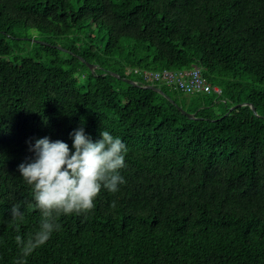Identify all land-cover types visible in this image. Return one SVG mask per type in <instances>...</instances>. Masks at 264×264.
<instances>
[{
    "label": "trees",
    "instance_id": "16d2710c",
    "mask_svg": "<svg viewBox=\"0 0 264 264\" xmlns=\"http://www.w3.org/2000/svg\"><path fill=\"white\" fill-rule=\"evenodd\" d=\"M91 23L100 45L79 37L66 59L23 38L51 42ZM193 66L221 94L154 84L170 100L121 79ZM243 102L259 116L229 111ZM81 127L94 142L102 130L122 139L125 183L91 212L61 216L27 264H264V0H0V264L39 226L18 171L30 145L72 149Z\"/></svg>",
    "mask_w": 264,
    "mask_h": 264
},
{
    "label": "clouds",
    "instance_id": "9594fccd",
    "mask_svg": "<svg viewBox=\"0 0 264 264\" xmlns=\"http://www.w3.org/2000/svg\"><path fill=\"white\" fill-rule=\"evenodd\" d=\"M72 135L74 151L63 141L40 138L30 145L34 153L31 162L18 166L41 216L37 230L26 238L19 234L15 237L20 251L14 264H27V258L59 230L61 216L91 212L102 190L114 194L125 183L120 170L125 167L127 147L121 138L102 130L101 138L94 142L83 127ZM12 218L24 219L19 205L12 207Z\"/></svg>",
    "mask_w": 264,
    "mask_h": 264
},
{
    "label": "built area",
    "instance_id": "2783aa9c",
    "mask_svg": "<svg viewBox=\"0 0 264 264\" xmlns=\"http://www.w3.org/2000/svg\"><path fill=\"white\" fill-rule=\"evenodd\" d=\"M138 76L137 83L142 86L154 85L156 82L163 83L173 89L181 90L185 93H215L221 94V87L210 83L202 74L201 68L193 66L190 69H162L150 70L136 67L128 69Z\"/></svg>",
    "mask_w": 264,
    "mask_h": 264
},
{
    "label": "rangeland",
    "instance_id": "374dc122",
    "mask_svg": "<svg viewBox=\"0 0 264 264\" xmlns=\"http://www.w3.org/2000/svg\"><path fill=\"white\" fill-rule=\"evenodd\" d=\"M104 30L98 28L97 26L93 25V23L91 24H87L85 25V27L81 30L80 33H74L70 36H67L65 38H50L49 41L53 42H47L44 41L42 39V37L37 34L34 30L31 31H25V35H23L24 39H28L30 42H44L46 44H49L51 46L57 47L59 50V52H57L58 56L61 58H69V55L64 53V52H68V49L66 47H71V46H78L80 45V43L78 42V38L85 36V35H91L93 36L94 42H93V46L96 48L100 45V42L98 40V38L101 36V34H103ZM73 42V43H72ZM162 83L160 82H156L155 85L160 86Z\"/></svg>",
    "mask_w": 264,
    "mask_h": 264
},
{
    "label": "water",
    "instance_id": "95a60500",
    "mask_svg": "<svg viewBox=\"0 0 264 264\" xmlns=\"http://www.w3.org/2000/svg\"><path fill=\"white\" fill-rule=\"evenodd\" d=\"M81 59L83 60V58H81ZM83 61H84V60H83ZM86 64L88 65V67L90 68L91 71H93V70L97 67V65L94 64V63L86 62ZM111 74L114 75V76L117 77V78H121L120 75H118L117 73L112 72ZM121 79H122L123 81L127 82V83L132 84V85H139L136 81H134V80H132V79H130V78L122 77ZM145 88H146V89H151V90L156 91V92H158V93H160V94H163L165 97H167L168 99L171 100V98L168 97V96H167V95H166V94H165V93H164L159 87H156V86H154V85H146ZM241 105H249L250 108L252 109L253 113H254L255 115L259 116V114L257 113V110H256L255 105H253L252 103H248V102H243V103L236 104V105L230 107V108H229V111L232 110L233 108H235V107H237V106H241ZM179 109H180L183 113H185L188 117H190V118H194V117H195L194 114L186 112V111H185L184 109H182L181 107H179ZM229 111H228V112H229ZM228 112H227L226 114H228ZM226 114H225V115H226Z\"/></svg>",
    "mask_w": 264,
    "mask_h": 264
}]
</instances>
